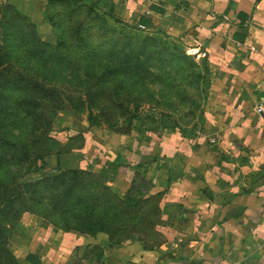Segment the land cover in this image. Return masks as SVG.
I'll use <instances>...</instances> for the list:
<instances>
[{
    "label": "crops",
    "instance_id": "0c3cea01",
    "mask_svg": "<svg viewBox=\"0 0 264 264\" xmlns=\"http://www.w3.org/2000/svg\"><path fill=\"white\" fill-rule=\"evenodd\" d=\"M98 1L204 59L202 121L193 134H83L56 167L98 174L135 218L95 234L32 226L13 245L20 264H264V0Z\"/></svg>",
    "mask_w": 264,
    "mask_h": 264
},
{
    "label": "rangeland",
    "instance_id": "374dc122",
    "mask_svg": "<svg viewBox=\"0 0 264 264\" xmlns=\"http://www.w3.org/2000/svg\"><path fill=\"white\" fill-rule=\"evenodd\" d=\"M30 25L39 41L25 38ZM125 40L135 50L124 53ZM12 78L29 83L0 104V264L20 259L13 245L32 226L81 232L121 215L98 174L56 167L53 139L70 155L92 130L193 134L210 73L180 42L125 24L98 0H0V86ZM39 84L57 98H38Z\"/></svg>",
    "mask_w": 264,
    "mask_h": 264
},
{
    "label": "trees",
    "instance_id": "16d2710c",
    "mask_svg": "<svg viewBox=\"0 0 264 264\" xmlns=\"http://www.w3.org/2000/svg\"><path fill=\"white\" fill-rule=\"evenodd\" d=\"M57 1L65 2V0H57ZM32 27H33L32 25L29 26V29H28V32H26L25 38L28 37L29 41H37L38 39L35 38V32H33ZM125 41H129L130 43L123 44L122 50H123L124 53L126 51H128V49H130V48L135 50L132 47L134 45H137L138 43H132L131 40H125ZM119 44L121 45L122 43H119ZM33 45H35L36 49H38V50H40V49L46 50V48H47V47H43V48L40 47V46H47V45H44V44L39 43V42L33 43ZM15 80H16V78H12L11 81L9 79L6 83H4V84H2L0 86V104H2L6 100L5 103L12 105L11 101H13V93L18 92V91H21V92L28 91V85H27L29 83L28 81L24 80V81L20 82V81H15ZM23 84H26V85L23 86ZM34 86L38 87L39 89H41L43 91V93L40 96H38V98L44 99V101H47L49 99H56L57 98V95H56L55 91H50L49 89H46V88L42 87L43 85L40 86V84L39 85H34ZM29 96L30 95L28 93V96L26 97V100H25L26 104H28V105L29 104H33V106H34L33 108L36 109V104L32 103L30 101L31 99L29 98ZM29 111H30V109H29ZM37 111H39V110H37ZM37 113H39V112H37ZM25 116L26 117H32V114H30V113L28 114L27 113V114H25ZM147 132L148 131L144 132L143 134H145ZM121 134L122 135H131L130 134V130H127L126 132H123ZM59 142L60 141H58L57 139H55V140L53 139L52 140L54 148H52V152H50V156L53 157V156H59V155L62 154V153H59V151H58V153L56 152V150L58 149V146H59L58 144H60ZM64 172H65L64 174H70V175H73V176L76 175V174H78V175L82 174L83 176H89V174H90L88 171L83 170V169H79V170L78 169H69V170H65ZM38 173H39V171H34V172H31L30 174H28V176L34 175V174H38ZM45 176L49 177L50 175H45ZM102 182L104 184V181H102ZM104 187H106V186L104 185ZM105 189L108 191L107 195L114 196L115 200L119 201L121 203V205H122V207L120 208L121 212H119V213H121V215H119V216L116 215L115 216L114 224L115 223H119V222L123 223V225L131 224L130 223L131 220L133 218H135L133 216V213L131 212V206L128 205V203H126V202H122L109 188L106 187ZM102 220L103 219L100 220L101 222H98V225H96V223L94 224L95 221H93V222L90 221L86 225L87 228L84 231H81L80 233H86V234H91L92 233V234H95L98 230L104 228V225L106 224V221L105 220L102 221ZM107 222L110 223L109 220H107ZM67 230H69V229H66V231ZM13 259H14V264H20V260H18L16 258H13ZM31 260L33 261V258ZM33 263L34 264H38V263H35V262H33Z\"/></svg>",
    "mask_w": 264,
    "mask_h": 264
},
{
    "label": "built area",
    "instance_id": "2783aa9c",
    "mask_svg": "<svg viewBox=\"0 0 264 264\" xmlns=\"http://www.w3.org/2000/svg\"><path fill=\"white\" fill-rule=\"evenodd\" d=\"M263 112H264V108H263L262 106L259 107V108H258V113H259V114H262Z\"/></svg>",
    "mask_w": 264,
    "mask_h": 264
}]
</instances>
